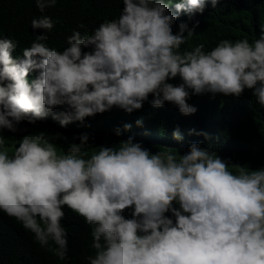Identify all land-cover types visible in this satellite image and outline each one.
<instances>
[{
    "label": "clouds",
    "instance_id": "1",
    "mask_svg": "<svg viewBox=\"0 0 264 264\" xmlns=\"http://www.w3.org/2000/svg\"><path fill=\"white\" fill-rule=\"evenodd\" d=\"M227 1L244 8L251 42L221 39L211 50H181L194 31L181 23L173 33L172 25ZM34 2L43 13L57 0ZM122 3L117 18L83 34L73 30L61 49L46 43L56 23L48 15L31 20L45 34L19 52L0 29V214L60 261L68 259L62 220L71 213L89 235L85 264H264V165L229 163L199 142L184 154L152 153L132 136L89 154L87 132L66 151L57 148L58 139L67 140L59 132L6 144L21 122L51 117L61 127L88 126L87 117L113 107L141 109L149 94L153 107L170 102L184 115L196 111L187 103L192 94L239 97L250 89L264 107V0ZM176 77L180 83L168 82ZM172 136L183 139L178 127Z\"/></svg>",
    "mask_w": 264,
    "mask_h": 264
},
{
    "label": "trees",
    "instance_id": "2",
    "mask_svg": "<svg viewBox=\"0 0 264 264\" xmlns=\"http://www.w3.org/2000/svg\"><path fill=\"white\" fill-rule=\"evenodd\" d=\"M123 8L122 0H57L53 7L45 8L41 13L34 0H0V29L4 37L18 41L16 52L35 40L37 35L45 34L44 29H33L31 20L40 15H48L56 23L47 32V44L61 49L65 38L73 30L82 34L98 26L104 19L117 18ZM185 23L193 29L194 34L181 46V50H192L199 44L205 50H211L221 39L235 41L249 38L245 26V10L234 2L217 4L216 8L204 9L202 13L182 15L173 25L175 33L179 25ZM264 23V17L258 24ZM83 25L84 27H79ZM187 35V33H185ZM172 84L180 83L179 77L169 80ZM149 94L148 101L152 99ZM144 101L141 109L126 113L113 107L104 113L87 117L85 124L69 123L61 127L57 121L48 117L35 124L27 121L18 125L19 133L5 137L10 149L14 136L22 137L28 133L46 131L49 134L61 133L67 140L58 139V150H65L67 142L79 143L73 137L79 133H89V154L99 151V146H119L121 140L132 136L134 142H141L150 152L172 151L184 154L191 142H199L201 147H208L223 160L232 164H243L255 170L264 165V107H261L250 89H245L239 97L212 95L204 93L192 94L187 103L196 108L195 113L182 114L178 108L165 102L162 107H153ZM55 111H62L57 106ZM143 118V125L137 126L135 121ZM132 125L128 131L123 125ZM121 135L115 134L116 128ZM179 128L183 139L177 141L172 132ZM189 129H194L189 134ZM206 132L209 138L196 133ZM62 223L68 230V259L60 261L55 256L40 250L30 236L21 230L8 216L0 214V264H85V254L89 248V235L83 229L80 219L67 213Z\"/></svg>",
    "mask_w": 264,
    "mask_h": 264
}]
</instances>
